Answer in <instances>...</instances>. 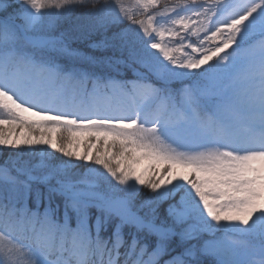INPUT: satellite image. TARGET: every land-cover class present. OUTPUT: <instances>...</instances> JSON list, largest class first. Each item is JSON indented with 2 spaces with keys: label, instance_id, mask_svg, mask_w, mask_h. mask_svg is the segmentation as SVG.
Instances as JSON below:
<instances>
[{
  "label": "snow or ice",
  "instance_id": "6c2138e0",
  "mask_svg": "<svg viewBox=\"0 0 264 264\" xmlns=\"http://www.w3.org/2000/svg\"><path fill=\"white\" fill-rule=\"evenodd\" d=\"M0 157V264H264V0H0Z\"/></svg>",
  "mask_w": 264,
  "mask_h": 264
},
{
  "label": "trees",
  "instance_id": "16d2710c",
  "mask_svg": "<svg viewBox=\"0 0 264 264\" xmlns=\"http://www.w3.org/2000/svg\"><path fill=\"white\" fill-rule=\"evenodd\" d=\"M84 11L83 9H77L75 13H73V17H77L79 15L80 12ZM124 27H130V25L127 24V22H125V24L123 25ZM74 46H78L80 48V50L82 52H85V53H92V49H90L88 47V42L86 40H81V41H78L74 44ZM97 55H99L100 53L99 52H96ZM108 54H111V53H108ZM127 77L131 78L132 76V73L130 70H127L125 69L124 70ZM12 150L10 149H4L3 152L4 153H7V152H11ZM58 155V154H56ZM61 159H63V157H60ZM0 159H2V157H0ZM142 191H146V190H142Z\"/></svg>",
  "mask_w": 264,
  "mask_h": 264
},
{
  "label": "rangeland",
  "instance_id": "374dc122",
  "mask_svg": "<svg viewBox=\"0 0 264 264\" xmlns=\"http://www.w3.org/2000/svg\"><path fill=\"white\" fill-rule=\"evenodd\" d=\"M131 2H132V0H125V3H131ZM77 17H73V15H72V17L70 19L63 21L61 26L63 28H70V27H73L76 25H83V24L87 23V21L84 20L83 18L78 19ZM193 39H195V38H193ZM177 55H179V53H177Z\"/></svg>",
  "mask_w": 264,
  "mask_h": 264
}]
</instances>
